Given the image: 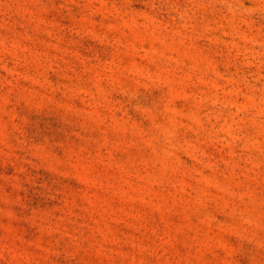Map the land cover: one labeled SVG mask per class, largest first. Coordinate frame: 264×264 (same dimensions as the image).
Segmentation results:
<instances>
[{
    "label": "rangeland",
    "instance_id": "374dc122",
    "mask_svg": "<svg viewBox=\"0 0 264 264\" xmlns=\"http://www.w3.org/2000/svg\"><path fill=\"white\" fill-rule=\"evenodd\" d=\"M0 264H264V0H0Z\"/></svg>",
    "mask_w": 264,
    "mask_h": 264
}]
</instances>
